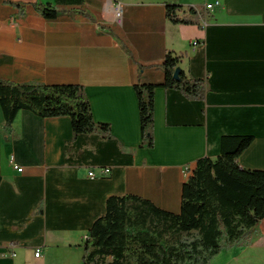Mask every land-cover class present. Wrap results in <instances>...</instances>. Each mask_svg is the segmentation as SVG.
Masks as SVG:
<instances>
[{"label":"crops","instance_id":"1","mask_svg":"<svg viewBox=\"0 0 264 264\" xmlns=\"http://www.w3.org/2000/svg\"><path fill=\"white\" fill-rule=\"evenodd\" d=\"M214 1L82 0L59 5L69 12L48 19L32 4L56 0H0V78L81 84L94 119L113 134L74 139L70 117L26 109L6 130L0 105V264H83L88 232L112 195H137L179 213L196 161L218 156L223 135L254 136L239 163L264 169V0H219L205 26L174 24L166 13L167 2L202 4L205 13ZM11 2L26 5L24 14ZM169 50L183 55L186 73L207 77V95L190 100L158 87L155 143L141 147L134 86L164 80ZM103 167L111 172L103 175ZM259 243L264 219L246 247Z\"/></svg>","mask_w":264,"mask_h":264},{"label":"trees","instance_id":"2","mask_svg":"<svg viewBox=\"0 0 264 264\" xmlns=\"http://www.w3.org/2000/svg\"><path fill=\"white\" fill-rule=\"evenodd\" d=\"M35 2L34 9L48 19L61 13L63 4L82 0ZM13 3V2H11ZM24 14L26 5L13 3ZM90 17L84 10H75ZM168 19L174 24L202 26L198 6L166 3ZM183 55L169 50L160 65L161 83L137 82L141 147L155 143V94L158 87L179 90L190 100H204L207 77L196 78L180 67ZM180 68L179 79L174 77ZM0 105L5 129L10 130L18 113L30 110L42 118L68 116L73 138L97 133L112 139L111 125L94 119L91 104L81 84L18 83L0 78ZM1 132V128H0ZM252 135H223L215 158L196 161L183 185L181 211L174 213L133 194L112 195L106 213L88 232L83 264H210L220 253L252 243L264 219V169L244 168L240 155L253 143ZM43 211L41 207L40 212Z\"/></svg>","mask_w":264,"mask_h":264},{"label":"rangeland","instance_id":"3","mask_svg":"<svg viewBox=\"0 0 264 264\" xmlns=\"http://www.w3.org/2000/svg\"><path fill=\"white\" fill-rule=\"evenodd\" d=\"M202 8V4H198ZM260 245V243H259ZM263 261V263L261 262ZM264 264V243L260 246L233 248L216 256L212 264Z\"/></svg>","mask_w":264,"mask_h":264},{"label":"built area","instance_id":"4","mask_svg":"<svg viewBox=\"0 0 264 264\" xmlns=\"http://www.w3.org/2000/svg\"><path fill=\"white\" fill-rule=\"evenodd\" d=\"M221 5V2L219 0H215L214 2H211V3H207L206 6H205V13L204 15L202 16L201 18V24L202 25H206L208 23V16H209V12L214 10L217 6H220ZM115 13H116V17L118 19L119 22H122V18H123V8H122V5L120 3L117 4L116 6V9H115ZM198 44V41H195L193 42V45H197ZM14 168L17 169L18 171H22L23 169L20 168L17 164H14ZM101 170L103 171V175L105 174H108L111 172V169L108 168V167H103L101 168ZM88 175L90 177H96L97 176V173L95 170H89L88 172ZM41 254V250L38 249L35 253L36 256H40Z\"/></svg>","mask_w":264,"mask_h":264},{"label":"water","instance_id":"5","mask_svg":"<svg viewBox=\"0 0 264 264\" xmlns=\"http://www.w3.org/2000/svg\"><path fill=\"white\" fill-rule=\"evenodd\" d=\"M179 73H180V68H177L176 71H175V73H174V77L176 79H179Z\"/></svg>","mask_w":264,"mask_h":264}]
</instances>
